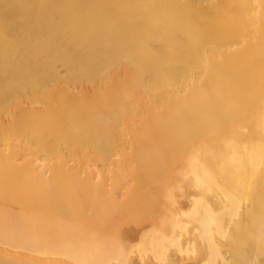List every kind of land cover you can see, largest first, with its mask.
I'll list each match as a JSON object with an SVG mask.
<instances>
[{
	"label": "bare ground",
	"instance_id": "6f19581e",
	"mask_svg": "<svg viewBox=\"0 0 264 264\" xmlns=\"http://www.w3.org/2000/svg\"><path fill=\"white\" fill-rule=\"evenodd\" d=\"M1 136L0 264H264V0H0Z\"/></svg>",
	"mask_w": 264,
	"mask_h": 264
},
{
	"label": "rangeland",
	"instance_id": "374dc122",
	"mask_svg": "<svg viewBox=\"0 0 264 264\" xmlns=\"http://www.w3.org/2000/svg\"><path fill=\"white\" fill-rule=\"evenodd\" d=\"M0 138H1L0 141H2V142H0V144L5 143V142L7 141V140H5V138H3L2 136H1ZM20 147H22V146H20ZM20 147H19V148H20ZM22 148H23V149H18V152L21 151L20 153H22V155L28 153L27 155L29 156L30 154H32V153H31V152H32L31 150H27L28 152H26V150H24V147H22ZM23 151H24V152H23ZM29 152H30V154H29ZM34 154H35L36 156H39L41 153H40V154H39V153H34ZM40 156H42V155H40ZM66 156H68V155L66 154L65 156H63V158H64L65 160H69L68 158H70L72 155H71V156L69 155L68 157H66ZM90 156L93 157V158L95 157V159H96V157H97V156H92V155H90ZM73 157H74V156H73ZM75 157H76V156H75ZM75 157H74V158H75ZM41 158H43V157H41ZM71 158H72V157H71ZM91 159H92V158H91ZM95 159H93V160H95ZM89 163H90V162H89ZM101 164H102V162H100V161H98V160L96 161V165H98V167H99L98 169H100L101 172H102V171L104 172L105 169H106V167H105V168L103 167V168L101 169V167H102ZM84 166H86V165H84ZM98 171H99V170H98ZM103 172H102V175H100V176L98 177V180H100V179L102 180V179H104V178H107V176L109 175V174H107V176H106V173H105V172L103 173ZM98 173L101 174L100 172H98ZM105 176H106V177H105ZM103 177H104V178H103ZM108 182H109V181H108ZM108 182H107V183H108ZM117 191H120V189H118ZM188 264H190V263H188Z\"/></svg>",
	"mask_w": 264,
	"mask_h": 264
}]
</instances>
